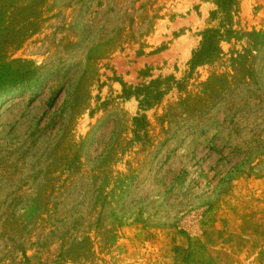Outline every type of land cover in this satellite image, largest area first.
<instances>
[{
    "label": "rangeland",
    "instance_id": "rangeland-1",
    "mask_svg": "<svg viewBox=\"0 0 264 264\" xmlns=\"http://www.w3.org/2000/svg\"><path fill=\"white\" fill-rule=\"evenodd\" d=\"M213 7L0 0V264H264V0L190 66Z\"/></svg>",
    "mask_w": 264,
    "mask_h": 264
},
{
    "label": "trees",
    "instance_id": "trees-1",
    "mask_svg": "<svg viewBox=\"0 0 264 264\" xmlns=\"http://www.w3.org/2000/svg\"><path fill=\"white\" fill-rule=\"evenodd\" d=\"M214 7L209 11V19H217V28L206 27L202 32V38L199 46L191 54L189 65L201 63L207 56L215 49V41L217 36L222 33H227V24L229 15L234 0H212ZM152 83V82H151ZM154 83V82H153ZM151 85V84H150ZM144 86L139 91L143 90L145 93L142 95L143 102H149V99L159 96L158 88H151L153 86Z\"/></svg>",
    "mask_w": 264,
    "mask_h": 264
}]
</instances>
